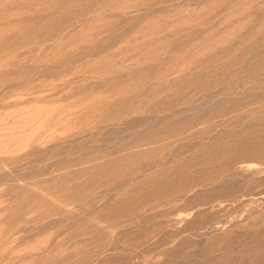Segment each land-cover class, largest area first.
<instances>
[{
  "label": "rangeland",
  "instance_id": "1",
  "mask_svg": "<svg viewBox=\"0 0 264 264\" xmlns=\"http://www.w3.org/2000/svg\"><path fill=\"white\" fill-rule=\"evenodd\" d=\"M5 262L264 264V0H0Z\"/></svg>",
  "mask_w": 264,
  "mask_h": 264
},
{
  "label": "bare ground",
  "instance_id": "2",
  "mask_svg": "<svg viewBox=\"0 0 264 264\" xmlns=\"http://www.w3.org/2000/svg\"><path fill=\"white\" fill-rule=\"evenodd\" d=\"M162 185V184H161ZM7 264V262H5Z\"/></svg>",
  "mask_w": 264,
  "mask_h": 264
}]
</instances>
